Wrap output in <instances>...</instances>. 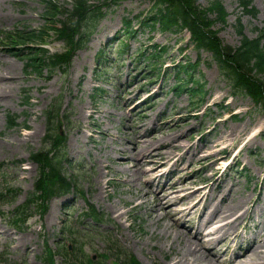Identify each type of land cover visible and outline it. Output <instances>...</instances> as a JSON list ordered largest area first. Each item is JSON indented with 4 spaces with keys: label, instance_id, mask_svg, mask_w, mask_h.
Listing matches in <instances>:
<instances>
[{
    "label": "rangeland",
    "instance_id": "rangeland-1",
    "mask_svg": "<svg viewBox=\"0 0 264 264\" xmlns=\"http://www.w3.org/2000/svg\"><path fill=\"white\" fill-rule=\"evenodd\" d=\"M47 1L0 0V30L37 29L47 22L58 26V19L64 16L51 18ZM52 1L71 6V0ZM211 1L196 0L201 7ZM220 1L227 12L226 22H216L213 28L223 43L239 44L238 18L242 32L249 37L264 30V0H252L255 14L245 12L238 0ZM92 2L102 3L104 15L65 70L44 67L37 72L27 67V50L16 55L0 37V69L10 63L14 76L0 81L5 91L0 94V229L9 234L3 239L0 233V264H49L48 248L54 264H86L90 256L94 264H113L116 257L125 255L140 264H171L172 254L183 247L185 238L175 235V228L180 227L169 217L152 219V194L139 197L143 183L131 167L134 162L124 159L131 137L140 134L131 129L139 124L148 126L140 140L181 133L175 142L190 144L197 155H201L200 147L219 152L213 163L211 159L193 160L179 175L191 176L193 186L205 185L200 195H205L208 204H217V211L227 201L246 198L234 213H243L236 228L238 238L233 241L230 234L211 247L220 255V262H230L234 251L250 245L258 231L264 238V109L247 94L232 95L231 84L211 53L198 52L187 29H162L158 23L153 28L139 25L137 16L153 15V0ZM126 20L136 28L129 34L123 32ZM46 40L49 52L65 49L53 32ZM123 44L126 47L119 51ZM196 60L190 71L196 83L183 72L177 74L178 64ZM176 83L196 88L194 95L186 87L178 89ZM57 96H61L60 114L50 131L66 138L65 173L73 178L74 189L51 195L44 201L45 207L36 199L26 210L25 221L14 223L13 215L29 199L39 174L31 154L50 147L45 141L49 123L44 111ZM10 118H14L11 126ZM232 129L242 134L226 137ZM121 148L128 151L121 153ZM162 149L170 150L168 146ZM177 152L182 153L183 162L175 165L169 161L156 172L187 166L190 152ZM169 176L155 180L152 186L173 180ZM132 200L146 201L132 206ZM90 204L104 213L102 221L84 216ZM201 209L198 205L175 220L194 232ZM20 236L28 240L26 246L18 243Z\"/></svg>",
    "mask_w": 264,
    "mask_h": 264
},
{
    "label": "trees",
    "instance_id": "trees-1",
    "mask_svg": "<svg viewBox=\"0 0 264 264\" xmlns=\"http://www.w3.org/2000/svg\"><path fill=\"white\" fill-rule=\"evenodd\" d=\"M245 12L255 14L252 0H238ZM155 11L147 18L151 27L158 22L162 29L186 28L190 32V38L194 47L200 51L207 50L217 62L222 75L229 81L234 94L244 93L249 95L255 104L264 109V31L259 29L255 37H249L242 32V23L237 20L236 30L240 34V42L237 46L225 44L218 36V31L213 28L216 22L225 23L227 12L220 0H212L209 5L201 7L196 0H153ZM47 14L52 16L62 14L64 17L56 23L47 22L37 29H20L1 31L0 37L4 44L15 54L27 50L25 53V64L27 67L41 72L44 67L53 70L56 67L64 70L69 65L71 54L74 50L82 47L89 36L93 33L96 23L104 15L100 4L92 0H71L69 8L62 7L55 1H47ZM50 19V18H47ZM140 20L143 24L146 22ZM126 31L129 32L130 20L124 21ZM174 27V28H173ZM53 32L56 37L65 44L63 51L49 52L44 45L46 37ZM24 53V52H22ZM195 63H185L178 67V71H191ZM189 81L194 80L188 76ZM201 86V85H199ZM180 88V85L177 86ZM191 95H194L196 88L189 87ZM61 97L57 96L45 109L48 125L46 140L50 147H43L32 153V158L39 165V176L36 181L35 191L29 197V202L34 198L41 201L44 207V200L54 193H63L74 188L72 178L65 174L63 160L65 159V137L59 133H52L54 130L52 121L60 114ZM13 120L10 125H13ZM27 209V205L23 207ZM93 218L100 219L99 213L91 208ZM24 215V213H23ZM52 258V253L50 252ZM115 264H140L130 256L123 260L117 258Z\"/></svg>",
    "mask_w": 264,
    "mask_h": 264
},
{
    "label": "bare ground",
    "instance_id": "bare-ground-1",
    "mask_svg": "<svg viewBox=\"0 0 264 264\" xmlns=\"http://www.w3.org/2000/svg\"><path fill=\"white\" fill-rule=\"evenodd\" d=\"M12 64L6 63L4 67L0 69V81L7 78H14L12 75ZM4 89L0 88V94H4ZM134 108V107H133ZM147 127L144 125L133 126L131 131L138 129L140 132L139 137L146 135ZM182 132V131H181ZM233 133H229L226 137L239 136L242 131L232 129ZM181 134V133H180ZM179 133L164 134L162 136L149 135V138L140 140L139 137H131L129 141L131 146L129 148V154L124 155L125 160H132L134 162L131 167H134V171L138 174V180L143 183L142 193H139L141 198L144 195L152 194L155 203L149 206L150 215L152 219L160 221L163 217H169L172 224L177 225L180 228H175V235L185 238V244L183 247L174 252L171 256V264H264V238H260L258 233L255 235L253 242L242 251H235L234 257H231L230 262H220V255L211 250V247H215L219 241L223 238H230V234H233L231 238L235 241L238 238V232L236 231L243 213H235L238 207L244 204L246 198H242L237 202L227 201L224 207L217 211V204L210 205L207 203L205 195L201 196L200 191L205 185L193 186L194 180L191 176L180 177L181 171H187L189 164L193 161H203L205 159H211V163L216 161L219 152L218 151H204L201 147L198 151H201V155H197V149L192 151V146L188 143H176L175 139L180 136ZM163 146H168L170 150H163ZM121 148L123 151H128ZM179 149L190 152V158L187 166L181 168L171 169L166 174L163 172H156L159 167L165 165L169 161L173 160V164L177 165L182 161V153L177 152ZM203 152V153H202ZM145 165V166H144ZM127 170H132L127 167ZM151 173V174H150ZM133 172L129 173V176ZM150 174L147 178L146 175ZM173 176V180L165 179L163 184L159 187L152 186L153 182L164 175ZM173 174V175H172ZM169 176V178H171ZM131 180L130 178L128 179ZM132 181V180H131ZM221 201L225 197V194L221 195ZM146 200H140L135 203L130 201L132 206L141 205ZM198 205H202L200 211V222L197 224L194 232H191L189 227L185 224L175 220L176 218L191 212ZM123 213H118L117 216H121ZM173 215L175 218L173 219ZM167 229V228H166ZM0 232L4 237H8L9 234L6 230ZM18 243L26 246L27 239L24 236L18 237ZM171 247V245H170Z\"/></svg>",
    "mask_w": 264,
    "mask_h": 264
}]
</instances>
